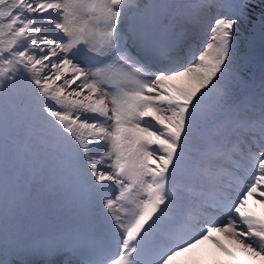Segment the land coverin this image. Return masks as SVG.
<instances>
[{
	"label": "snow or ice",
	"instance_id": "snow-or-ice-1",
	"mask_svg": "<svg viewBox=\"0 0 264 264\" xmlns=\"http://www.w3.org/2000/svg\"><path fill=\"white\" fill-rule=\"evenodd\" d=\"M249 199L264 0H0V264H264Z\"/></svg>",
	"mask_w": 264,
	"mask_h": 264
},
{
	"label": "trees",
	"instance_id": "trees-1",
	"mask_svg": "<svg viewBox=\"0 0 264 264\" xmlns=\"http://www.w3.org/2000/svg\"><path fill=\"white\" fill-rule=\"evenodd\" d=\"M251 210L255 214V217L264 219V204L257 203V207L252 206ZM190 255L198 259L200 264H224V262H227V264H250L245 258L237 254L236 259L230 260L215 244L209 241H206Z\"/></svg>",
	"mask_w": 264,
	"mask_h": 264
},
{
	"label": "rangeland",
	"instance_id": "rangeland-1",
	"mask_svg": "<svg viewBox=\"0 0 264 264\" xmlns=\"http://www.w3.org/2000/svg\"><path fill=\"white\" fill-rule=\"evenodd\" d=\"M249 203H253V207H257L256 200L253 201L252 199H251V200L249 199L248 204H249ZM248 207H249L250 209H252V206H251V205H250V206L248 205ZM248 207H247V209H246V213L249 214V215H252V216H253V212H252V210H250ZM221 239L223 240V242H224L226 245H228L229 247L233 248V251H235L237 255H241L242 258H245L250 264H259L258 261H254V260H252L250 257L247 256V254L243 253L240 249H238V248H236L234 245H232V243H231L229 240L224 239L223 237H221Z\"/></svg>",
	"mask_w": 264,
	"mask_h": 264
}]
</instances>
